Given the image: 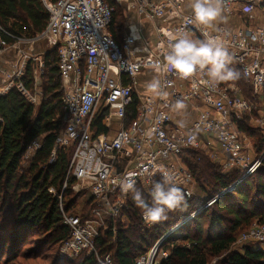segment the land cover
<instances>
[{
    "label": "built area",
    "instance_id": "obj_1",
    "mask_svg": "<svg viewBox=\"0 0 264 264\" xmlns=\"http://www.w3.org/2000/svg\"><path fill=\"white\" fill-rule=\"evenodd\" d=\"M184 4L185 0H42L49 14L42 33L34 39H21L13 46L0 40V56L22 42L32 44V49L40 42L49 51H57L65 116L50 163L56 160L60 149L71 150L72 157L61 193L54 188L49 193L59 200L62 225L70 230L60 248L66 259L94 256L99 264H114L112 254L99 255L97 242L107 232L115 240L116 224L129 223L132 197L121 192L118 184L119 178L128 172L136 174L137 187L144 190L153 179L161 178L163 167L174 173L177 186L192 200L196 196V182L184 165V151L202 152L226 171L242 173L237 183L255 174L264 162V149L259 153L249 135L238 127L249 118L264 135V23H256L258 16L264 15V0H219L225 14L239 10L246 15V24L236 32L224 25L213 31L191 23V12H185ZM118 8L135 11L156 22L153 38L135 27L122 42H117L109 28ZM176 30L187 31L193 39L203 38L204 31L217 37L231 56L229 66L239 73L251 96H245L243 88L233 82L213 85L205 76L181 78L169 70L164 51L169 33ZM33 51L20 53V57L31 60ZM22 64L26 66V61ZM145 70L153 71L161 80L162 90L169 95L137 96L136 114L127 126L128 111L135 103L136 79ZM2 75L7 82L0 80V95L15 89L34 106L39 104L38 94L28 90L22 81V68L3 70ZM177 98L193 104L197 112L188 129L176 118L173 105ZM99 116L104 117L102 125L108 130L112 120L119 122V129L112 135L110 131L98 134L94 122ZM206 136L215 139L221 156L209 153L213 142L204 141ZM38 148L36 141L24 159ZM69 178L76 180L72 190L80 185L88 190L93 201L90 215L65 213L62 200ZM237 183L166 231L136 264H161L171 254L166 248L168 239L180 236L185 224L232 191ZM142 220L146 228L151 227L143 214ZM109 222L114 224L110 229ZM246 242L264 250V226L251 228L238 243Z\"/></svg>",
    "mask_w": 264,
    "mask_h": 264
},
{
    "label": "trees",
    "instance_id": "obj_2",
    "mask_svg": "<svg viewBox=\"0 0 264 264\" xmlns=\"http://www.w3.org/2000/svg\"><path fill=\"white\" fill-rule=\"evenodd\" d=\"M119 10L121 8L109 28L116 41L114 27ZM48 20L49 14L41 0H0V40L8 46L21 39H34L45 30ZM44 69L45 88L38 108L15 89L0 95V264H99L94 256L82 255L69 260L60 254L70 230L62 225L59 200L49 193V189L61 193L72 153L60 149L56 160L50 163L57 136L64 128L65 116L57 51L45 55ZM22 81L33 92L35 77L30 65ZM230 81L244 88L245 95L250 96L241 76ZM134 98L135 103L126 118L127 126L136 114L138 103L136 96ZM103 118L99 116L94 122L100 135L109 131L102 125ZM252 123L238 127L250 138L257 139L255 147L260 151L258 147L263 146L264 138L255 137L257 129ZM36 141L39 148L30 167L24 171L23 159ZM182 159L194 176L195 198H186V204L169 212L167 220L153 222L149 228L144 226L142 210L132 199L129 223L126 226L116 224V239L107 232L98 240L100 256L112 254L114 264H136L166 231L204 202L237 183L242 175L238 171H226L202 152L186 150ZM75 184L76 180L69 178L63 194L62 204L67 215H74L72 189ZM92 204L91 199L86 202L81 213L83 217L90 215ZM255 222L264 225V163L255 174L237 183L232 191L185 224L180 236L170 237L166 248L171 254L161 264H212L215 260L216 264H264V250L249 243L238 244L243 232ZM113 225L109 222V229ZM45 251L47 253L43 254Z\"/></svg>",
    "mask_w": 264,
    "mask_h": 264
},
{
    "label": "clouds",
    "instance_id": "obj_3",
    "mask_svg": "<svg viewBox=\"0 0 264 264\" xmlns=\"http://www.w3.org/2000/svg\"><path fill=\"white\" fill-rule=\"evenodd\" d=\"M191 10V23L213 27L221 16L219 0H188ZM165 65L181 78L205 76L210 84L238 78L239 73L230 67L231 56L217 37L204 31L203 38L193 39L185 30L169 33L168 44L164 51ZM146 93L152 96L168 95L162 90L161 80L153 77L144 85ZM186 107L183 98H177L173 108L180 112ZM161 178L153 179L150 186L141 190L137 187L135 173L128 172L119 178L121 192L131 194L136 205L142 210L146 222L153 223L168 219V213L186 204L185 191L177 186L174 173L161 167ZM145 192L147 195H145Z\"/></svg>",
    "mask_w": 264,
    "mask_h": 264
},
{
    "label": "rangeland",
    "instance_id": "obj_4",
    "mask_svg": "<svg viewBox=\"0 0 264 264\" xmlns=\"http://www.w3.org/2000/svg\"><path fill=\"white\" fill-rule=\"evenodd\" d=\"M132 14H133L132 12H125L124 10L121 9V10H119L118 14L116 15V21H117L116 24L117 25L115 24L114 28H115V32H116L117 41L122 42L124 37L126 35H128L131 32V30H133L137 26V24L139 23V20L137 21V24H136V22H134V16ZM31 45L32 44H30V43L22 42V43L18 44L16 49L15 48L8 49L3 55L0 56V78H1V81L3 83L4 82L6 83L7 79L2 75V71L3 70L12 71L15 68V66H18L20 69L22 68L24 71V76H25L26 69L30 65L31 69L34 73V77H35V84H34L33 92L35 94H38L40 99L41 98L43 99L44 88H45V82H44L43 75L46 74V70L44 69V57L49 52V49L44 44L38 42L34 45V48H33L34 51L31 54L32 57L30 58L31 60L22 59L20 57V53H23V52L24 53H26V52L30 53L33 50ZM7 54H11V56H6ZM24 61H26V66H23V64H22ZM227 82H234V81H227ZM245 89L249 92V95L251 96V92L249 91L248 87H246ZM38 107H39V104H38V106L36 105V108H38ZM251 121L252 120H250L249 118L245 119V123H247V122L249 123ZM252 125L254 126V122L252 123ZM254 135L257 138H259L260 136H263V138H264V135H262L261 131L258 129H257V132L254 133ZM251 140H252V143L256 144V142H257L256 138L255 139L251 138ZM258 148H261L259 151V153H260L264 149V146H261ZM31 159H32L31 155L28 156V158L23 159L22 168L24 171H27L28 168L30 167ZM72 191L74 193V198H75L74 199L75 204H74V207L72 209V214L79 215V214L83 213V211L86 208L85 205H86V202L89 200V192L82 185L78 186L76 191H74V190H72ZM255 226L259 227L262 225L255 222L254 224L251 225V227L249 229H247L245 232H243V234L240 236V239L243 238V236H244V234H246V232H249L251 230V228H254ZM240 239H239V241H240ZM248 243L246 242L245 244H248ZM238 244H240V243H238ZM250 245L252 247L256 248V245H253V244H250ZM46 253H47V251H45V253H43V254H46ZM216 263H217L216 260L212 262V264H216Z\"/></svg>",
    "mask_w": 264,
    "mask_h": 264
},
{
    "label": "crops",
    "instance_id": "obj_5",
    "mask_svg": "<svg viewBox=\"0 0 264 264\" xmlns=\"http://www.w3.org/2000/svg\"><path fill=\"white\" fill-rule=\"evenodd\" d=\"M188 0H185L184 4V10L186 13H190L191 10L187 7ZM134 16V22L139 20V23L137 24L136 27L140 29V31L146 36V37H151L153 35V28L156 25V22H151L145 19L144 17H141L136 14L135 11L132 12ZM246 15L239 11L236 10L233 14L227 15L221 10V16L217 18V20L214 22L213 27H211V30H216L218 26L224 25L227 28H229L231 31L236 32L243 28V26L246 24L247 19ZM257 24H262L264 23V15H259L258 18L256 19ZM153 38V37H151ZM6 56H11V54H7ZM153 77H156V75L153 73L151 70H145L143 71L136 79L137 85L135 86V96L143 97L149 95L148 93L145 92L144 90V85L147 81L151 80ZM1 80V78H0ZM128 82V81H127ZM169 95V94H168ZM168 95L165 97L167 98ZM152 96V95H149ZM152 97H158V96H152ZM42 98L40 99L39 105L41 104ZM193 104L186 103L185 109H183L180 112H176V118L179 120L183 126L188 129L191 127L192 123L197 117V112L195 111V108L192 106ZM38 106V105H37ZM119 129V122L117 120H112L111 121V126L109 128V131L111 132V135L114 134L117 130ZM204 141L210 140L213 142V147L209 151L211 155L214 156H221L220 155V149L215 141V139L212 136H206L203 138ZM35 155V151L31 153V158L33 159ZM31 159V160H32Z\"/></svg>",
    "mask_w": 264,
    "mask_h": 264
}]
</instances>
